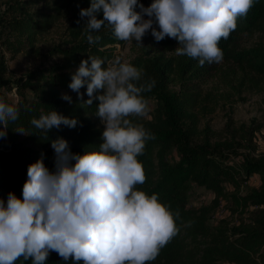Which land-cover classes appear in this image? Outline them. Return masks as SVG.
Segmentation results:
<instances>
[{"label":"clouds","instance_id":"obj_1","mask_svg":"<svg viewBox=\"0 0 264 264\" xmlns=\"http://www.w3.org/2000/svg\"><path fill=\"white\" fill-rule=\"evenodd\" d=\"M254 3L153 0L145 7L139 0H90L80 16L88 18L89 44L100 41L93 33L105 25L118 40L139 46L151 31L156 42L177 41L176 55L196 59L203 67L223 61L219 42L230 37ZM100 13L103 19L97 18ZM141 79V70L119 57L107 63L96 57L81 61L68 87L80 100L85 95L80 90L86 87L89 106L98 101L95 115L103 125L102 143L98 151L81 155L57 138L51 143L55 172L38 160L28 166L22 199L13 193L6 204L0 199V264H16L21 258L45 264L51 252L72 264H150L179 233V213L160 203L157 194L137 190L146 182L137 157L144 154L146 141L155 139L132 119L150 113L142 93L150 92L155 80L139 83ZM62 99L71 103L66 94ZM18 115L14 105L0 100V139L6 138L9 122ZM30 123L48 133L62 125L75 128L78 121L52 111Z\"/></svg>","mask_w":264,"mask_h":264},{"label":"trees","instance_id":"obj_2","mask_svg":"<svg viewBox=\"0 0 264 264\" xmlns=\"http://www.w3.org/2000/svg\"><path fill=\"white\" fill-rule=\"evenodd\" d=\"M76 6L72 28L78 29L87 17L81 18L80 10L90 7V0H70ZM147 7V0H139ZM29 1L10 0L7 13L9 18L0 32V45L6 52L16 55L33 48L37 40L54 25L53 15L29 12ZM139 11V8L136 9ZM98 19H103L102 13ZM264 28V0H255L246 17L237 20V28L227 40L221 39L218 47L223 55L233 52L239 36ZM93 33L101 39L89 44L88 32L80 37V44L66 51V57L75 59L79 54L89 53L103 60L113 57L109 47L119 43L107 25ZM106 46H108L106 48ZM240 62L246 63L257 75L264 76V47L258 46L235 54ZM234 55V56H235ZM80 60L76 63L79 66ZM169 64H161L158 59L144 65L139 83L155 80V87L142 95L148 100L154 97L158 102L156 112L149 121L132 118L142 124L155 139L146 141L144 154L137 159L142 163L146 182L137 190L147 195L157 194L159 202L167 206L175 215L179 233L161 249L156 260L150 264H264V153L254 157L252 139L259 127L236 131L231 134L226 129L225 136L215 138L208 129H199L198 119L187 96L167 91V69ZM6 66L0 61V90L10 85L21 95L17 104L18 119L9 122L6 138L0 139V199L5 204L9 193L22 199V189L27 180L28 166L43 160L49 172H55V152L51 147L57 138L65 139L72 153L98 151L102 143V127H98L91 116L97 111L98 101L92 105L62 99V93L70 91L68 85L75 71L66 67L53 66L49 69L27 75L25 80H5ZM15 84V85H14ZM29 89L32 97L26 98L23 90ZM1 96V95H0ZM56 111L58 114L78 121L75 128L61 126L48 133L32 127L30 121L41 115ZM23 130V135L17 131ZM240 138L242 142L239 141ZM247 148L246 154L239 150ZM176 158L170 161L169 155ZM74 163V162H73ZM260 175L258 187H248L243 196L231 195L233 204L242 211L251 209L247 222L241 221L237 227H217L209 225V216L218 206L223 196L225 183L235 191L247 184L250 178ZM191 184L204 187L214 194L212 203L199 209H189L188 191ZM16 264H32L31 259H19ZM45 264H72L64 261L57 253L51 252Z\"/></svg>","mask_w":264,"mask_h":264},{"label":"rangeland","instance_id":"obj_3","mask_svg":"<svg viewBox=\"0 0 264 264\" xmlns=\"http://www.w3.org/2000/svg\"><path fill=\"white\" fill-rule=\"evenodd\" d=\"M10 0H0V32L3 25L7 22L9 15L7 9ZM29 1V12L53 15L55 23L52 28L40 37L33 48L22 51L19 54L11 55L0 45V61L6 66V73L3 75L5 80L13 81L25 80L27 75L36 71L42 72L50 67H66V71H77L79 66L78 59L87 60L91 56L89 53L79 54L75 59L66 57V51L80 44L82 35L88 32L84 22L78 29L72 28L73 16L76 6L70 0H22ZM153 0H147V7ZM147 19V17H145ZM103 33V31L96 32ZM94 35V34H93ZM88 43L87 39L84 40ZM142 46L137 42H123L109 47L114 59L119 57L122 62L143 71L144 65L154 59H158L161 64H169L167 69V91L176 92L179 97L187 96L192 102V109L198 119L199 129H208L215 138L225 136L226 129L231 134L237 135L241 128L251 129L259 127L254 132L252 144L255 151L250 153L257 157L264 153V76L255 74L246 63L240 62L235 54L255 48L264 47V28L253 30L251 33H242L233 49L232 54L223 55V61L219 64H205L199 66L196 59L187 56H178L175 49L178 47L177 41L165 38L156 42L147 32L142 38ZM108 46H106L107 48ZM235 55V56H234ZM97 58V57H96ZM109 61V60H107ZM105 60V62L107 63ZM15 85V84H14ZM81 93H85L83 100L78 99L77 93L72 90L62 93L68 95L71 101L86 104L89 98L86 95V87L82 88ZM26 98L32 97L29 89L22 91ZM0 100L17 107L21 100V95L13 85L9 88L0 90ZM150 113L147 118H137L138 120H152L158 102L154 97L148 98ZM95 107L98 106L94 105ZM91 119L98 127L103 125L100 119L94 115ZM240 142L242 140L240 138ZM246 154L250 150L247 148L239 150ZM176 158L175 153L169 155L170 161ZM260 185V175H253L247 184L242 185L239 190H234L229 184L223 185V196L220 197L218 206L209 216V225L217 227H237L241 221L247 222L251 216V209L242 211L231 201V195L243 196L248 187H258ZM214 194L212 191L191 184L188 191L189 209H199L212 203ZM228 264V263H218ZM262 264V263H257Z\"/></svg>","mask_w":264,"mask_h":264}]
</instances>
